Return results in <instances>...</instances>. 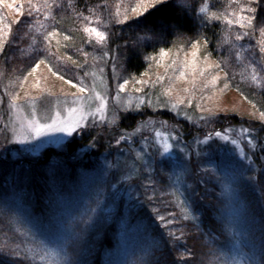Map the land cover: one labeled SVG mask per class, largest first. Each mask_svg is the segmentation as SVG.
<instances>
[{"label":"trees","instance_id":"trees-1","mask_svg":"<svg viewBox=\"0 0 264 264\" xmlns=\"http://www.w3.org/2000/svg\"><path fill=\"white\" fill-rule=\"evenodd\" d=\"M63 2L66 4L67 0H63ZM100 2L101 0H73V8L51 10L55 15L54 21L52 18L43 16L27 17L7 6L8 4L23 3L25 13H27V0H0V28H3L4 24L12 23L18 19L24 21V24L12 23L10 42L4 53L0 55V94L3 93V85L9 89L14 85L19 88L22 76L27 74L30 66L35 62L37 49L40 51V57L46 61L40 66H44L47 70L49 64L64 69L65 63L57 60L56 57L65 54L72 56L73 60L78 63H84L85 57L82 54L77 53L74 48H65L64 45L66 43L80 45L81 37L87 39V35L83 32L84 17H88L87 23L97 27L107 20V13H111L120 19H123L124 15L129 18L124 22L128 27L116 29L120 33V38L113 37L114 43L109 41L112 51L108 52L109 58L107 59V64H116L118 83H122L123 79L129 80V84L125 86L129 90H136L138 85L136 81L147 80L152 81L153 85L151 90L146 89V93L150 91L160 94L171 88V94L184 92L181 97L185 103L191 100L192 105L207 97L232 93L258 110H264L262 107L264 106V90L251 80L250 73V65L256 64L261 55L258 46V42L262 39L259 32L261 25L257 21L260 16L264 15V10L258 9L257 15L254 17V26L244 29L249 35L243 37L235 47H231L234 35L241 31L239 25H228L223 19L209 20L202 24L201 19L209 13L228 16L235 13L239 16L241 9L237 7V0H186L184 6L191 7L186 16L180 14L179 17L185 25V40H178L174 36L168 44L157 45L155 49L149 47L146 50H141L137 55L129 48H121L117 53L115 47L122 44L125 39L131 42L133 33L143 35L140 31L141 27L158 23L161 18L176 17L178 10L173 0H164L162 3H153V0H149L151 6L145 7L139 14L134 13L132 8L140 0H104L107 9L103 13L97 9L96 14L101 15L102 19L96 20L84 5L91 7L94 4L99 5ZM246 2L247 0H239L240 4ZM209 5L213 6L209 8ZM201 7L205 8L204 13L199 11ZM191 8L195 10L192 11ZM77 12L81 14L80 18H77ZM136 21L140 23L137 24ZM25 25L32 26L26 27ZM55 26L72 36L73 40L66 42L60 37L53 39L49 55H45L44 46L47 45V42L43 41V35ZM38 28L39 31H37ZM3 30L7 31V29ZM229 31L232 33L231 36L228 35ZM205 38L209 39L208 45H204ZM57 39L60 40L59 45H57ZM192 39H198L201 45L195 57L198 59V63L194 66H190L188 64L190 60H186V55L192 56L190 42ZM222 39L228 41L229 47L219 45V41ZM160 47L167 49L163 56L159 54ZM100 48L101 46H97L95 51ZM205 49L210 53L207 63L215 65L220 63L222 57H227L228 66L225 67L223 63H220L223 71H219L215 67L206 68L203 57ZM84 51L90 53L86 60L87 63L91 62L93 46L85 44ZM229 52L232 55H229ZM236 52H239L240 55L235 56ZM113 56H117L118 59L113 60ZM66 63L68 70L61 73L65 75V80L54 76L48 70L50 82L57 84L60 81L61 84L68 86L66 83L68 78H72L74 81L81 79L84 68L76 69L70 61ZM225 72L228 73L227 79L224 77ZM213 75L220 77L215 86L210 83ZM260 76L264 81V73H261ZM159 77H163V79L157 82ZM190 82L192 83L191 88L187 86ZM225 84L228 86L225 87ZM185 90H187V95H185ZM167 98L169 97L167 96ZM151 108L144 106L141 109L123 113L118 127L105 124L106 126L102 127L95 135L87 131L84 135L76 134L67 144L66 152L60 150L54 152L49 149L40 158L1 157L0 200L6 195H13L25 205L24 207L32 215L45 219L51 215L56 221V213L64 209L62 195L80 196L83 192L81 187L84 179L97 172L106 159L115 158L119 151L118 147H121V144L117 145L115 141L125 134V131L135 130L141 126L147 116H153ZM153 108L158 109V114L163 118H169L170 113L166 109L160 111L158 107ZM173 119L174 121L177 119L175 115H173ZM234 121L246 122L260 142L256 147V155L264 156V123L258 119L249 120L237 115H218L210 123L203 122L202 126L198 127L199 129L186 122L187 132L189 131V136L193 134L192 130L201 133L202 129L205 131L210 125L217 129H223L226 123L230 124L229 122ZM93 139L97 141L95 144L92 143ZM260 156H257V162L246 172L245 176L238 178L237 186L240 198L246 207V234L252 241V248L256 251L257 263L264 264V163L262 160L259 162ZM212 157L219 164L218 167L224 165L227 170L238 171V169L231 168L232 164H237L234 157L225 158L217 152ZM195 160V158L190 159L191 168L186 173L185 180L194 217L187 216L175 195L173 196L170 192L169 175L173 163L162 160L156 165V173H150L154 181L149 180L150 175L147 171H144L141 176L134 174L135 177H133L134 175L132 177L135 179L130 177V180L134 182L130 190L123 193L121 197L119 196L118 201H115L114 206L110 209L105 206H96L92 200L89 201V204L92 205L91 208H87L88 205L81 207L82 209L87 208V210L85 209V212L73 218L71 222L73 226L71 232H80L82 229H86L83 231L80 241L69 249L70 258L74 264H110L115 256L113 250L121 245L122 238H125L130 246L129 251L132 252L129 264H134V260L138 262L143 256L144 249L154 239L159 240L161 237L165 240L173 239L168 236L169 232L174 233L178 238L177 244L185 245L197 254H206L204 256L205 264H226L220 257V249L227 243L230 235L224 217L226 213L224 190L214 181V175L210 168H207L204 173H199V167ZM119 161L117 163L120 164V168L108 174L100 184V187L102 188L104 185L108 192L111 191V185L120 180V173L124 170L122 162ZM207 175H212L213 180H209ZM127 198L129 201L125 204ZM88 209H95L90 214L91 218L86 215L89 212ZM161 216L172 223L165 225L158 219ZM84 221H87V225ZM4 227L2 226L0 229V240H3L5 235L13 237L14 242L20 245L21 251L27 252L22 247L21 234L12 225L11 228L7 227L8 229ZM170 259V254L166 258L161 257L160 264H165L166 260L170 261ZM11 260L12 258L8 257L6 253L0 254V264H9ZM14 264H34V262L32 256L28 255L27 259L16 258ZM35 264H42V261L35 262Z\"/></svg>","mask_w":264,"mask_h":264},{"label":"rangeland","instance_id":"rangeland-1","mask_svg":"<svg viewBox=\"0 0 264 264\" xmlns=\"http://www.w3.org/2000/svg\"><path fill=\"white\" fill-rule=\"evenodd\" d=\"M103 26L104 23L102 22L100 26L97 27L102 31H106ZM104 51H107V49H104ZM92 53L93 56L97 57L102 55L100 50ZM93 56L91 57L92 61L88 62L86 64L87 66L84 67V74L87 73V77L85 78L83 74L80 80L92 89L91 95L93 97L95 96V93H100L106 97L109 110L107 115L110 116L111 110L115 107L114 98L117 94L116 85L118 84V75L116 74V67L114 68V63L107 64V59L109 58L108 55L104 56L103 60L99 58L93 59ZM191 57V55L190 57L186 55V60H190L188 64L194 66L198 63V59H193ZM47 72L48 70L44 66H40L33 75L28 77L27 81H20V83L23 82L24 84L23 89L16 88L15 85L9 89V87L3 85V93L0 94V100H3V103H0V158H40L49 149L54 152H58V150L66 152L65 149L67 144L74 136H76V134L84 135L87 131L92 134L94 133L93 135H95V133L97 134L102 127L106 126L101 125L99 127H89V130L87 128L84 131H76L72 134L56 133L54 135L65 136L64 141L60 144H45L36 151L21 152L20 149L24 146L19 144L18 141L12 140V135L19 130L20 125L25 118H30L33 109H35L36 114L39 117L46 119L57 108L62 109L65 106L70 105L72 103L73 93L78 96L80 95L78 89L69 84L67 86L66 84H61L60 81L57 84L50 82L48 77L49 72ZM250 73L251 75L253 74L252 67H250ZM152 85V81L148 84H138L137 88H140L141 92H136V90L131 91L125 87L127 90L124 89V91L120 93V98L121 100H124L129 96L136 97L142 95L146 93V89L151 90ZM191 85V82L190 84H187L189 88H191ZM25 91L29 93V96L26 97L24 95ZM185 91V95H187V90ZM14 92H19L21 96V100L18 101V107L15 108L10 107L8 104L9 94ZM147 93L153 98V100L160 96V94L151 93L150 91ZM183 93L184 92L170 93L168 97L175 99L178 95L181 97V94ZM84 95L87 96L89 94ZM169 98H167V96L160 97L161 100H168ZM33 99L36 101L35 104L31 102ZM77 103L82 106H88L90 104L88 110H92L97 106V103L94 100L89 101L87 99H81L77 101ZM193 106L194 108H192ZM202 108L205 110L211 109V111L215 113V116L227 114L242 116L249 120H256L249 115V113L254 110L253 106L232 93L207 97L203 99V101L197 102L195 105L185 103L184 101V103L179 106V111L183 113L182 115H177V110L170 107L160 108V111L166 109L167 112L170 113L169 118H163L162 115L158 114V109L152 107L151 113L153 116H147L145 122L150 119L157 121L154 127L146 129L143 124H141V126L137 127L135 130L125 131V134L123 135L126 136V139L120 143L121 147H118L119 151L115 158L110 160L106 159L97 172L90 175L89 178L84 179L81 187L83 191L82 194H80V196L62 195L64 209L56 213V221L61 234H70L73 227L71 223L73 218H76L85 212V209L87 210V208L92 207V205L89 204L90 200L93 201L92 203H96V206H105L110 209L114 206V202L118 201L119 196L121 197L123 193L130 190L131 187H129V184L131 183V185H133L134 183L130 180V177L134 174L141 176L144 171H147L149 175L153 172L156 173V165L162 160L173 163L169 175L171 182L170 192L173 196L175 195L178 203L186 209L185 212L187 216L194 217L191 208L192 205L190 204L186 191L187 187L185 180L186 173L189 172L191 168L189 161L191 158H195V163L198 165L197 167H199V173H204L207 168H210L214 175V181L217 182L219 186L223 187L224 190L226 200V213L224 217L230 235L227 243L220 249V257H222L223 260L222 262L226 264H258L255 254L256 251L252 248V241L246 234V207L240 198L237 180L238 178L243 177L239 171L242 170L245 176L246 172L253 167L255 162H257V156L260 155H256V147L259 146L260 142L252 131L242 135L239 134L241 128H249L245 121L229 122L230 124L226 123L223 126V129H217L210 125L205 131L202 129L201 133H196L197 130H192L193 134H190L191 136H189V131L187 132V123L193 126L195 125V127L198 128L201 127V124L204 122L201 119V117L205 115V112L201 111ZM255 110L257 112L264 111L258 110L257 108H255ZM173 115L177 118L175 121ZM161 121L166 123L161 125ZM5 125H7V131H5ZM173 125L176 127L174 128ZM137 129H139V131H137ZM157 129L162 134L159 137L156 135ZM226 129H233L234 131L225 132L224 130ZM217 131L224 132V134L229 135L231 139L238 140V144L233 145L231 139L225 141L220 137L215 136V132ZM5 136H7V141L5 140ZM205 136H209L210 138L205 140ZM249 136L252 138V141L256 143L255 148H253L245 138ZM143 138H147L150 141V144L145 145ZM38 139H43V137ZM165 139H167L168 143L172 144V147L167 151L163 150V142ZM35 142L36 141H32L30 143ZM4 147L8 148L7 152L3 151ZM137 152L141 153L140 157H137ZM215 152L225 158L234 157L237 164H232L231 168L235 170L238 169V171L234 172L232 170H227L224 165L218 167L219 164H217L212 157ZM208 155H210L209 159ZM263 157L264 156L259 157L261 158L259 162L262 160L264 163ZM118 160H120V163L122 162L121 164L124 166V170L120 173V180L112 184L111 191L108 192L105 190L104 185L101 188L100 184H102L104 181L103 179L106 178L108 174L120 168V164L117 163ZM135 175L133 177H135ZM207 176L209 180L212 179V175ZM196 178L198 177L196 176ZM149 180L154 181L151 175ZM13 200H17L23 205V207L25 206L13 195L2 197L0 200V229H2V226H5L6 229H8L7 227L11 228L12 225L13 228L21 234L23 239L22 247L27 251L28 255H31V252L29 251L30 249L39 252L41 256L47 254L42 261V264H65L66 258L59 253V250L56 248L48 234L37 231L33 227L28 216L12 207L9 202ZM125 201V204H127L129 198ZM83 206H87V208L82 209L81 207ZM31 216L37 217L36 215H32V213ZM13 217H21V219L14 220ZM10 230L13 231L12 229ZM24 233H27V235ZM121 241V245L113 250L115 256L110 264H129V262H131L130 258L132 257V252L129 251L130 246L125 238H122ZM134 264H138V262L134 260Z\"/></svg>","mask_w":264,"mask_h":264},{"label":"snow or ice","instance_id":"snow-or-ice-1","mask_svg":"<svg viewBox=\"0 0 264 264\" xmlns=\"http://www.w3.org/2000/svg\"><path fill=\"white\" fill-rule=\"evenodd\" d=\"M164 0H153V3H162ZM175 7L178 10V14L176 17L173 18H161L158 23H154L150 26H144L140 28V31L143 35H137L136 33L132 34L131 42L128 39L123 40L122 44L116 45L115 50L119 53L121 48H129L131 51H134L137 55L140 54L141 50H146L147 48L151 47L153 49L156 48L157 45L161 44H168L172 37H176L178 40H185V25L180 20V14L184 16L187 15L189 8H186L184 5L186 0H173ZM9 8H14L16 12L21 13V15H26L27 17L33 16H43L45 18H52L55 21V15L51 12L52 9H61V8H73V0H67L65 4L63 0H27V8L28 11L25 13L24 4L20 3L17 5L8 4ZM151 6L149 4V0H140L133 8L132 11L134 13L139 14L145 7ZM213 5H209V8ZM85 9L93 15L94 19L101 20L102 16L96 14V10L99 9L101 13L105 12L107 9V4L104 0H101L99 5H92L88 7L84 5ZM237 7L241 9V13L237 16L235 13L232 16H228L226 14L217 15L216 13H209V15L203 17L201 19V23L204 24L209 20L212 21H219L223 19L226 24L228 25H239L241 31L237 32L234 35V39L231 41V47H235L239 44L243 37L248 36L249 33L244 31V29L250 28L254 26V17L257 15V10L262 9L264 10V0H247L246 3L240 4L239 0H237ZM75 10V9H74ZM194 11V8H191ZM201 13L205 12V8L201 7L199 9ZM77 18H80V13H76ZM129 18L127 15L123 16V19H120L118 16H114L111 13H107V20L104 21V27L106 31L100 30V28L93 26L91 23H87L88 17H84L82 22L85 23L83 27V32L87 35V39L81 37V44L76 45L75 43H66L64 45L65 48L68 49H75L77 53L82 54L85 57L84 63H78L76 60H73L72 56H68L65 54L64 56H57L56 59L65 63V68L60 69L58 67H54L53 65H48V70L52 72L54 76H58L61 80H65V75H62V71L68 70V65L66 62L70 61L72 65L75 66L76 69H83L86 64V58L90 55L89 52L84 51V45H92L94 51L96 50L97 46H102L100 48V52L102 55L93 56V59H101L103 60L104 56L108 55L109 51H112L111 46L109 45V41L115 42L113 37L120 38V33L116 31L117 28L128 27L124 22L127 21ZM261 27L259 28L260 35L262 39L258 42L259 46V53L261 54L259 60L256 64L250 65L252 67L253 74L251 75V80L254 81L257 85H260L262 90H264V81L261 80V73H264V15L259 17L257 21ZM12 23L16 24H24L23 20H16ZM12 23L4 24L3 28H0V55H2L7 47V44L10 42V37L12 36ZM135 23L139 24V21ZM26 27H31L32 25H25ZM43 27V26H41ZM3 29H7L4 31ZM40 29L38 28L37 31ZM229 36L232 35L231 31L228 33ZM57 37L62 38L63 41L69 42L72 41V36L66 34L65 32L61 31L58 26L52 28L51 31H46L43 35V41L47 42V45L44 46V53L45 55H49V49L52 46V40L56 39ZM192 57L195 59L197 53L200 50V42L198 39H192ZM60 40L57 39V45H59ZM209 44V39H204V45ZM219 45L221 47H229L228 41L226 39H222L219 41ZM107 49V51H104ZM167 49L165 47L159 48V54L161 56L166 54ZM235 56H239L240 53H234ZM229 55H232L229 52ZM203 57L205 60V67L206 68H213L215 67L219 71H223L220 67V63H223L225 67L228 66L227 64V57H222L220 63L215 65L211 63H207L210 59V53L207 49L203 52ZM117 56H113V60H117ZM46 63L44 58L40 57L39 49L35 52V62L30 66L27 75L22 76L23 81H27L28 77L33 75L36 70L40 67L41 64ZM116 66L114 65V68ZM203 72V69H201ZM183 75V73H181ZM85 78L87 77V73L84 74ZM225 79L228 78V73H224ZM163 77H159V80H162ZM220 79L218 75L211 76L210 83L215 86L217 81ZM66 83L71 85L72 87L78 89L79 96L75 93L72 94V103L70 105L65 106L64 108H57L50 116L46 119L39 117L36 114L35 109H33L30 118H25V120L21 123L20 128L12 135V140L18 141L19 144L23 145L24 147L20 149L21 152H32L36 151L41 146L45 144H60L64 141V135H54L56 133L60 134H72L76 131H84L89 127H99L101 125H109V126H119V121L121 120V116L123 112H127L128 110H135L141 109L144 106L150 107H158V108H172L177 110V115H182L183 113L179 111V106L184 103L182 97L177 96V98L172 99L169 98L168 100H161V96H169L172 89H166L160 93L155 100L148 94L144 93L142 95L132 97L129 96L127 99L121 100L120 93L124 91L125 86L129 84L128 79H123L122 83H118L116 85L117 94L115 99V107L111 110V115L108 116L107 112V100L104 95L100 93H95L93 97L91 95L92 89L86 86L81 80L74 81L72 78H68ZM138 84H148L149 81L141 80L136 81ZM225 87L228 85L225 84ZM19 88L23 89L24 84L21 82L19 84ZM136 92H141L140 88H136ZM84 94H89L85 96ZM24 95L27 97L29 93L27 91L24 92ZM81 99H87L89 101H95L97 106L92 109L90 108V104L88 106H82L77 103V101ZM21 100V96L19 92H14L9 94L8 104L10 107H18V101ZM33 104L36 101L33 99L31 101ZM0 103H3V100H0ZM188 103H192L191 100H188ZM264 107V106H262ZM253 111L249 113V115L255 119H258L262 123H264V111L257 112L255 110V106H253ZM202 112H205V115L201 117V119L205 123H210L215 118V113L211 111V109L205 110L201 109ZM157 123L155 120H148L147 122L143 123V126L147 129L150 127H154ZM163 125L164 121L160 122ZM175 128L176 126L173 125ZM5 131H7V125H5ZM139 131V129H137ZM225 132H232L233 129H226ZM252 131L250 128H241L239 134H246ZM156 135L159 137L162 134L159 130H156ZM215 136L220 137L221 139L228 141L230 140V136L224 134V132L217 131L215 132ZM43 137V139H38ZM210 137L205 136L204 139L208 140ZM249 143L252 145L253 148L256 147V143L252 141V138L245 137ZM126 136L121 135L118 140H116V144L119 145L122 141H125ZM145 145L150 144V141L147 138H143ZM5 140L7 141V136H5ZM32 141H36L35 143H30ZM97 141L93 139L92 143L95 144ZM231 143L233 145L238 144V140L231 139ZM91 146V145H90ZM172 147V144L168 143L167 139L163 142V150L167 151ZM159 150V149H158ZM4 152L8 151L7 147L3 148ZM243 154V153H242ZM137 157H140L141 153H136ZM241 176H244L243 171H239ZM131 183L129 187H131ZM12 207H14L17 211L24 213L26 216L29 217L33 227L39 231L47 233L48 236L51 238L52 242L59 250V253L62 254L65 259V264H74V261L70 258L69 249H71L76 243H78L81 239V235L83 231L86 229H82L80 232L73 231L70 234H61L59 226L57 222L53 219L51 215H49L46 219L40 217H32L31 213L27 211L25 207L17 200L10 201ZM95 209H89V212L86 215L91 218V213L94 212ZM186 211V209H184ZM14 220H20L21 217H13ZM159 220L163 221L165 225H169L172 222L165 220L164 217H158ZM87 225V221H84ZM90 226V225H89ZM27 235V233H24ZM169 237H173L171 240H165L161 237L159 240H153L150 242L147 247L144 249L143 256L138 260V264H160L161 257H167V255H171L170 261L166 260L165 264H205L204 256L206 254H197L194 251H191L187 246L177 244L176 240L178 238L175 237V234L172 232L168 233ZM32 255V260L35 262L43 261L45 256H41L39 252L35 250H29ZM7 254L8 257L12 258L9 264H14L16 258L24 257L27 259L28 253L22 252L20 249V245L16 244L13 240V237L5 235L3 240H0V254Z\"/></svg>","mask_w":264,"mask_h":264}]
</instances>
